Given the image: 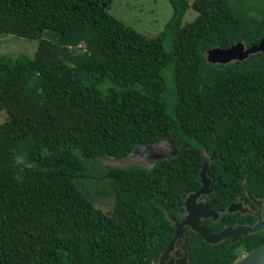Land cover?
<instances>
[{
	"label": "trees",
	"instance_id": "trees-1",
	"mask_svg": "<svg viewBox=\"0 0 264 264\" xmlns=\"http://www.w3.org/2000/svg\"><path fill=\"white\" fill-rule=\"evenodd\" d=\"M169 1L149 38L106 0H0V34L39 40L32 58L0 56V264L156 263L206 160V202L221 216L203 225L216 234L255 221L225 211L246 189L264 201V53L216 65L205 54L256 45L264 0ZM157 144L174 155L101 175L108 213L74 182L81 159L122 161ZM263 243L264 232L215 246L185 238L188 264H234Z\"/></svg>",
	"mask_w": 264,
	"mask_h": 264
},
{
	"label": "rangeland",
	"instance_id": "rangeland-1",
	"mask_svg": "<svg viewBox=\"0 0 264 264\" xmlns=\"http://www.w3.org/2000/svg\"><path fill=\"white\" fill-rule=\"evenodd\" d=\"M109 2V13L126 26L132 28L142 35L152 38L156 37L164 28L172 15V7L169 0H106ZM192 2L193 0H188ZM197 13L192 9L185 14L183 25L192 22ZM44 39L53 41L55 35L46 31ZM39 44L38 39H25L15 36L0 34V56L16 58L19 55H25L32 58ZM83 45H78L82 47ZM7 119L5 111L0 110V124ZM137 148V151L127 159L115 161L110 158H101L97 161L81 159L85 172L82 178L74 182L78 185L79 190L84 193L93 203L94 207L104 213L112 210L114 205V196L111 192L109 179H101V175L109 167H125L130 165H141L150 167L151 161L143 158L144 154H157L168 157L169 149L164 144H157L148 147ZM240 259L245 256L241 253Z\"/></svg>",
	"mask_w": 264,
	"mask_h": 264
},
{
	"label": "water",
	"instance_id": "water-1",
	"mask_svg": "<svg viewBox=\"0 0 264 264\" xmlns=\"http://www.w3.org/2000/svg\"><path fill=\"white\" fill-rule=\"evenodd\" d=\"M258 53H264V33L256 45L246 47L243 43H237L228 49L214 48L206 52L205 58L206 61L212 65L228 64L231 62L243 61L251 55ZM164 146L169 149L168 157L157 154H144L143 158L154 164L158 160L167 159L171 155H174V152L168 145L164 144ZM148 147L150 146H145L144 150ZM136 151L137 149L134 153ZM207 166L208 162L206 160L200 171L201 186L196 192L191 193L185 198L183 209L186 214L183 220L179 224L175 225L174 235L166 249L160 255L159 264H164L167 260L168 253L174 249L175 241L184 233V227H188L190 232L199 235L203 242L212 246L218 245L225 239H230L231 243H236L241 237H247L248 235L255 234L257 232H264V220L261 219L260 210L255 214L258 221L252 226L236 225L234 227H225L220 232L212 234L206 227L200 224L201 219L216 220L219 217L218 212L207 203L197 202L198 198L207 193L208 185L211 182L207 176ZM246 193L249 200L254 203L258 209H260L262 201L257 200L249 190H247ZM246 211L248 210L243 208L241 203H232L227 208V213L229 214L236 212L245 213ZM234 264H264V243L247 253Z\"/></svg>",
	"mask_w": 264,
	"mask_h": 264
},
{
	"label": "flooded vegetation",
	"instance_id": "flooded-vegetation-1",
	"mask_svg": "<svg viewBox=\"0 0 264 264\" xmlns=\"http://www.w3.org/2000/svg\"><path fill=\"white\" fill-rule=\"evenodd\" d=\"M209 178V177H208ZM210 179V178H209ZM211 180V179H210ZM214 191V186H213V182L211 180L210 184L208 185V188H207V193L202 195L200 198H198L197 202H206V198H208ZM246 192H247V189H246ZM245 192V197H239L238 200L234 203H241L243 208L247 209L248 211H246L245 213H240V212H236V213H239L241 215H250V216H253L255 218V221L252 222L251 225H244V226H252L254 224H256V222L258 221L257 220V217L255 216V214L260 210L261 212V219L264 220V201L263 200H260L262 201V205H261V208L258 209L257 206L252 203L248 196H247V193ZM246 199L248 202H246ZM229 207V206H228ZM227 213V209L225 211ZM185 211L183 209L182 213L180 214V218H181V221L183 220L184 216H185ZM219 217L216 219V220H212V219H206V220H210V221H218L220 216H221V213H219ZM205 219H201L200 220V224L203 225V222L206 221ZM180 221V222H181ZM179 222V223H180ZM179 223H176V224H179ZM175 224V225H176ZM204 226V225H203ZM205 227V226H204ZM228 227V226H226ZM225 228V227H224ZM223 228V229H224ZM220 232V231H219ZM192 232L189 231V228L188 227H184V233L182 234V236H180L176 241H175V244H174V249L171 250L169 253H168V258L167 260L164 262V264H188V253H187V246L185 244V238ZM159 259L156 263L154 264H159Z\"/></svg>",
	"mask_w": 264,
	"mask_h": 264
}]
</instances>
